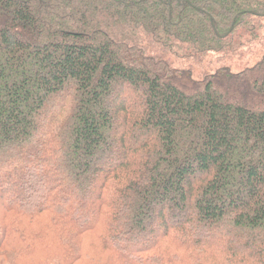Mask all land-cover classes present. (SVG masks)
<instances>
[{
	"label": "trees",
	"instance_id": "1",
	"mask_svg": "<svg viewBox=\"0 0 264 264\" xmlns=\"http://www.w3.org/2000/svg\"><path fill=\"white\" fill-rule=\"evenodd\" d=\"M260 31L264 0H0V264H264V50L224 65Z\"/></svg>",
	"mask_w": 264,
	"mask_h": 264
},
{
	"label": "rangeland",
	"instance_id": "2",
	"mask_svg": "<svg viewBox=\"0 0 264 264\" xmlns=\"http://www.w3.org/2000/svg\"><path fill=\"white\" fill-rule=\"evenodd\" d=\"M257 34L259 35V40L256 39L254 41V46L251 48V51L244 54L242 57L235 56L234 58H232L233 59L232 61L230 60V61L226 62L224 65L229 66L231 69H233L235 71V70H240L244 66L253 63L264 50V31H262V32L260 31ZM261 41H263V42H261ZM259 42H261V43H259ZM214 66L211 65V66L207 67V64L196 66L195 67L196 71L194 72L195 78H198V76L200 75L201 71L204 68L207 67V70H212V69H214ZM122 95H124V93Z\"/></svg>",
	"mask_w": 264,
	"mask_h": 264
}]
</instances>
